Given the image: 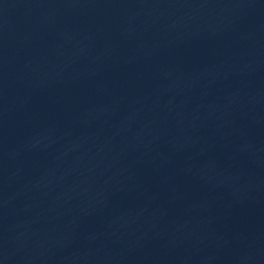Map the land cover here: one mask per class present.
Returning a JSON list of instances; mask_svg holds the SVG:
<instances>
[{
  "label": "water",
  "instance_id": "1",
  "mask_svg": "<svg viewBox=\"0 0 264 264\" xmlns=\"http://www.w3.org/2000/svg\"><path fill=\"white\" fill-rule=\"evenodd\" d=\"M0 264H264V0H0Z\"/></svg>",
  "mask_w": 264,
  "mask_h": 264
}]
</instances>
